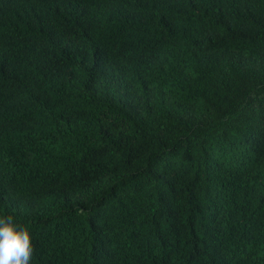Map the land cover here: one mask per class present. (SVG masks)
<instances>
[{
	"label": "trees",
	"instance_id": "1",
	"mask_svg": "<svg viewBox=\"0 0 264 264\" xmlns=\"http://www.w3.org/2000/svg\"><path fill=\"white\" fill-rule=\"evenodd\" d=\"M31 264H264V0H0V216Z\"/></svg>",
	"mask_w": 264,
	"mask_h": 264
},
{
	"label": "clouds",
	"instance_id": "2",
	"mask_svg": "<svg viewBox=\"0 0 264 264\" xmlns=\"http://www.w3.org/2000/svg\"><path fill=\"white\" fill-rule=\"evenodd\" d=\"M30 231L11 215L0 216V264H31Z\"/></svg>",
	"mask_w": 264,
	"mask_h": 264
}]
</instances>
